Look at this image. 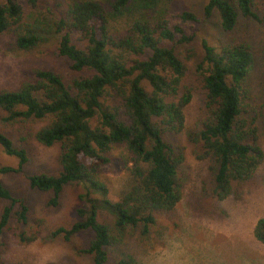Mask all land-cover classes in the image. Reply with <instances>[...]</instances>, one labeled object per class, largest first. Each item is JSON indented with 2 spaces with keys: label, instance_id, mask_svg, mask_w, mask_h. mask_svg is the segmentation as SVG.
Instances as JSON below:
<instances>
[{
  "label": "trees",
  "instance_id": "1",
  "mask_svg": "<svg viewBox=\"0 0 264 264\" xmlns=\"http://www.w3.org/2000/svg\"><path fill=\"white\" fill-rule=\"evenodd\" d=\"M24 1L33 8L37 0ZM174 1H74L48 23L25 22L17 0H0V36L9 37L12 49L31 51L51 38L55 54L69 62V70L86 73L66 80L50 70H29L15 88L0 90V124L21 125L20 142L58 144L56 175L38 173L26 180L29 188L52 194L47 201L52 207L65 185H80L78 220L54 228L49 236L68 241L74 234L91 232L81 250L91 264L109 263L115 234L131 230L145 242L157 217L173 211L179 202L183 158L181 150L167 141L169 134L184 133L197 149L195 157L208 161L210 195L218 201L235 185L247 182L262 160L257 116H248L243 88L253 61L245 42L199 41L196 70L204 92V115L195 128H186L183 109L190 97L187 92L178 96L185 66L174 47L192 43L194 35L186 28L198 18L189 11L171 15L169 5ZM252 4L253 0H204L202 16L215 15L218 29L229 33L238 15L256 19ZM124 18L121 27L111 26ZM35 124L40 126L34 128ZM116 148L122 153L113 158ZM0 149L16 159L15 167H0V175L22 173L25 148L14 146L0 130ZM113 165L127 174L116 200L108 198V186L100 176ZM0 201L6 202L0 211V239L11 222L19 242L33 241L35 237L26 236L23 229L27 206L1 182ZM100 212L111 218V227L98 221ZM252 236L264 245V218L255 221ZM112 263L132 260L121 255Z\"/></svg>",
  "mask_w": 264,
  "mask_h": 264
},
{
  "label": "rangeland",
  "instance_id": "2",
  "mask_svg": "<svg viewBox=\"0 0 264 264\" xmlns=\"http://www.w3.org/2000/svg\"><path fill=\"white\" fill-rule=\"evenodd\" d=\"M17 1L25 22L41 19L49 23L59 11L63 12L72 2L81 0H37L33 8L24 0ZM203 3L204 0H176L169 5L171 15L189 11L198 18L186 28L194 35L192 43L174 47L185 66L178 96L187 92L190 97L183 109L184 124L193 129L204 115V92L196 70L200 61L199 41L203 39L211 45L245 42L253 61L243 88L247 91V114L257 116V143L262 160L247 182L235 185L225 199L218 201L210 195L208 161L195 157L197 149L187 142L184 133L169 134L167 141L182 152L183 161L178 171L181 198L173 211L157 217L145 242L131 230L115 234L108 264H113V260L121 255H129L132 264H264V245L252 236L255 221L264 218V0H253L251 9L256 19L238 15L236 26L229 33L218 29L215 15L203 18ZM124 21L125 18L111 26L119 28ZM10 43L7 35L0 36V90L15 88L28 71L35 68L56 72L66 80L86 74L69 70V62L55 54L51 38L31 51H16ZM39 126L35 124L34 128ZM0 130L9 136L14 146L26 150L27 163L22 173L0 175V182L13 197L23 199L27 206L24 234L35 237L28 243L19 242L10 222L5 236L0 239V264H91L90 257L81 253L92 238L91 232L74 234L68 241L49 236L54 228L69 227L78 220L75 209L81 207L80 185H65L56 206L52 207L47 205L52 194L29 188L26 180V176L38 173L56 175L59 170L58 144L43 147L30 139L20 142L19 138L24 135L21 125L0 124ZM120 153L122 150L116 148L111 156L116 158ZM4 166L15 167L16 159L0 149V167ZM114 167L104 168L100 173L111 200L118 198L127 180V174ZM5 205L6 202L0 201V211ZM98 221L111 225V218L104 212L98 214Z\"/></svg>",
  "mask_w": 264,
  "mask_h": 264
}]
</instances>
